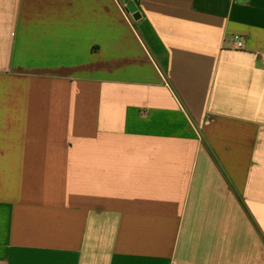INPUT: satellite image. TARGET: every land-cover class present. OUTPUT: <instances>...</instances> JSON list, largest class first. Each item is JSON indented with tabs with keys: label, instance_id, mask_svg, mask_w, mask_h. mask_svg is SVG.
I'll use <instances>...</instances> for the list:
<instances>
[{
	"label": "crops",
	"instance_id": "crops-1",
	"mask_svg": "<svg viewBox=\"0 0 264 264\" xmlns=\"http://www.w3.org/2000/svg\"><path fill=\"white\" fill-rule=\"evenodd\" d=\"M0 264H264V0H0Z\"/></svg>",
	"mask_w": 264,
	"mask_h": 264
},
{
	"label": "built area",
	"instance_id": "built-area-1",
	"mask_svg": "<svg viewBox=\"0 0 264 264\" xmlns=\"http://www.w3.org/2000/svg\"><path fill=\"white\" fill-rule=\"evenodd\" d=\"M234 43H235V48H241L242 47V42L240 41L238 36H234Z\"/></svg>",
	"mask_w": 264,
	"mask_h": 264
}]
</instances>
